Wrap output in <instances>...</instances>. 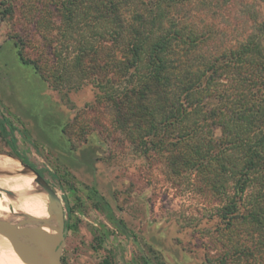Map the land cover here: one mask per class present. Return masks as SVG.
<instances>
[{
	"label": "rangeland",
	"instance_id": "rangeland-1",
	"mask_svg": "<svg viewBox=\"0 0 264 264\" xmlns=\"http://www.w3.org/2000/svg\"><path fill=\"white\" fill-rule=\"evenodd\" d=\"M204 1L182 7L178 16L198 26L213 24L222 49L236 47L264 22V0ZM65 3L0 0V154L19 161L10 156L12 135L1 134V121L8 118L16 127L15 150L44 172L62 203L70 225L64 264H264V214L262 225L225 224L218 162L172 165L173 154L189 156L190 149L148 150L127 138L111 98L139 80L134 70L121 78L106 67V56L113 51L120 60L122 50H112L108 36H95L89 16L77 15L70 28ZM85 49L90 55L79 70L75 59ZM213 131L222 138L220 129ZM88 187L106 199L125 232L89 198ZM260 192L253 184L242 212L259 203ZM54 211L57 244L58 204ZM36 222L31 217L23 228H36ZM30 239L22 236L21 242L34 249Z\"/></svg>",
	"mask_w": 264,
	"mask_h": 264
},
{
	"label": "trees",
	"instance_id": "trees-1",
	"mask_svg": "<svg viewBox=\"0 0 264 264\" xmlns=\"http://www.w3.org/2000/svg\"><path fill=\"white\" fill-rule=\"evenodd\" d=\"M65 1V21L70 28L77 15L89 16L95 36H108L110 48L122 50L120 60L113 51L106 56V67H112L121 78L134 70L131 75L139 80L120 96L111 98L117 123L127 138L151 146L148 150L176 153L180 146L190 149L189 156L173 154L172 165L180 161L202 168L218 162L217 178L227 199L220 209L225 224L232 227L241 220L248 225H262L264 22L236 47L222 49L216 44L213 24L198 26L184 15L178 16L182 7L196 5L200 0ZM208 8L212 9L211 4ZM92 48L98 54V48ZM19 55L40 73L38 65ZM88 55L85 49L76 57L79 70ZM215 129L221 130V139L215 137ZM15 131L8 118L1 121L2 136L13 137V155L46 179L41 169L15 150ZM257 183L262 189L259 203L244 213V197ZM88 191L97 207L104 206L109 219L125 232V223L112 213L106 199L95 188L88 187ZM103 264L112 262L106 259Z\"/></svg>",
	"mask_w": 264,
	"mask_h": 264
},
{
	"label": "bare ground",
	"instance_id": "bare-ground-1",
	"mask_svg": "<svg viewBox=\"0 0 264 264\" xmlns=\"http://www.w3.org/2000/svg\"><path fill=\"white\" fill-rule=\"evenodd\" d=\"M36 175L20 161L0 154V221L23 228L25 220L34 217L36 227H41L56 240V211L49 213L47 193L36 182ZM4 191L14 194L9 197ZM27 203L24 201V198ZM24 211V214H23ZM22 237L19 238L21 241ZM33 251L44 254V242L36 239ZM26 245V244H25ZM0 264H28L15 250L11 242L0 234Z\"/></svg>",
	"mask_w": 264,
	"mask_h": 264
},
{
	"label": "water",
	"instance_id": "water-1",
	"mask_svg": "<svg viewBox=\"0 0 264 264\" xmlns=\"http://www.w3.org/2000/svg\"><path fill=\"white\" fill-rule=\"evenodd\" d=\"M10 155V154H7ZM16 159H18L26 169H30L36 175L35 182L43 188V190L47 193L49 199V213L53 212L55 204H58L59 212H58V226L60 227V241L56 244L54 241V237L47 232L44 231L41 227L36 228H20L12 223H7L4 221H0V234L6 237L15 250L18 252L20 257L27 262L28 264H64L62 260V253L65 246V236L69 231L68 221L65 217V212L62 207V203L59 199V196L55 189L49 184V182L41 176L39 173L35 172L29 165L24 164L19 158L10 155ZM9 197H14V194L9 191H4ZM22 236H27L30 238L29 243L33 245H38L37 240L39 239L44 242V246H42V251L44 254H39L32 249H30L27 245L22 243L19 238Z\"/></svg>",
	"mask_w": 264,
	"mask_h": 264
}]
</instances>
